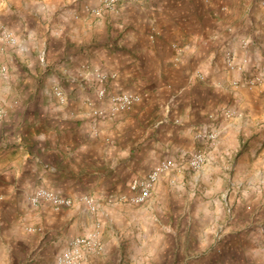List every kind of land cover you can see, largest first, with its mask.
<instances>
[{"label":"crops","instance_id":"obj_1","mask_svg":"<svg viewBox=\"0 0 264 264\" xmlns=\"http://www.w3.org/2000/svg\"><path fill=\"white\" fill-rule=\"evenodd\" d=\"M97 5L0 0L15 38L0 41V264L49 262L90 233L102 249L81 264H264V0ZM116 92L141 99L94 116ZM203 130L217 131L214 144ZM198 149L205 162L192 169ZM167 157L179 166L145 201L117 198ZM40 186L72 204L30 203Z\"/></svg>","mask_w":264,"mask_h":264},{"label":"built area","instance_id":"obj_2","mask_svg":"<svg viewBox=\"0 0 264 264\" xmlns=\"http://www.w3.org/2000/svg\"><path fill=\"white\" fill-rule=\"evenodd\" d=\"M119 0H99V5L92 8V12L96 15H100L104 10H112L116 7ZM0 41L13 43L15 38L11 31H9L5 26L0 25ZM226 65L230 69H242V63L235 61L229 53H227ZM5 70V67H1ZM96 76L99 81H104L107 75L101 71H96ZM262 81L260 74H254L248 77L245 81L248 87H253ZM234 84L237 83L235 80ZM54 93L59 100V102L65 101V95L63 91L58 87H54ZM98 99H103L105 97V88L103 86L99 87L97 90ZM141 96L137 93L129 92H116L111 93L108 96V107H93L92 114L94 116L100 117L106 114L113 115L119 111H124L129 109L134 103L140 101ZM228 114H231L228 111ZM217 136L216 130H203L196 133V137L208 140L209 144H214ZM205 162V153L203 150L193 151L186 160L187 165L192 169L200 168ZM179 163L171 158L167 157L156 163L149 173L140 178H133L129 183V193H124L119 196L122 201H127L131 203H141L149 196L151 188L158 179V177L166 171L177 168ZM47 201L52 204L55 208H60L64 206H69L72 204V198L57 193L52 189L46 187H37L30 195L29 201L32 204H37L40 201ZM82 200L86 204L89 210L94 211L97 207V203L93 196L82 195ZM31 229V228H29ZM102 249V244L100 240L97 239L94 233L79 235L71 239L68 246L54 257L53 260L45 262L43 264H81L83 254L86 251L98 252Z\"/></svg>","mask_w":264,"mask_h":264},{"label":"rangeland","instance_id":"obj_3","mask_svg":"<svg viewBox=\"0 0 264 264\" xmlns=\"http://www.w3.org/2000/svg\"><path fill=\"white\" fill-rule=\"evenodd\" d=\"M2 66H0V71H5V70H2V68H1ZM4 67V66H3ZM3 83V82H2ZM202 185H204V182L202 183ZM205 186V185H204ZM201 189V188H200ZM196 192H198V191H196ZM121 194H124V193H121ZM121 194H119L118 196H117V198H119V196L121 195ZM83 195H85V194H83ZM87 195H90V194H87ZM92 196V195H91ZM95 199V198H94ZM124 202V201H123ZM68 246V245H67Z\"/></svg>","mask_w":264,"mask_h":264}]
</instances>
